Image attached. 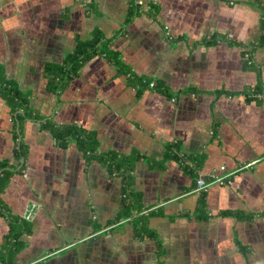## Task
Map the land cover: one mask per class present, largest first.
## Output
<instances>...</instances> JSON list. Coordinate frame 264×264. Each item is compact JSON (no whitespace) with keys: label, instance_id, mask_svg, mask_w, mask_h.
<instances>
[{"label":"crops","instance_id":"0c3cea01","mask_svg":"<svg viewBox=\"0 0 264 264\" xmlns=\"http://www.w3.org/2000/svg\"><path fill=\"white\" fill-rule=\"evenodd\" d=\"M142 1L0 0V65L31 107L94 130L103 153L139 157L129 198L120 175L87 163L75 142L58 146L40 121H17L0 97V161L16 170L1 197L31 228L9 241L0 214V264H264V100L243 94L264 86V44L253 46L264 0ZM95 29L144 82L98 55L62 93L49 90L45 64ZM173 143L179 160L166 156ZM215 171L231 183L196 192Z\"/></svg>","mask_w":264,"mask_h":264},{"label":"trees","instance_id":"16d2710c","mask_svg":"<svg viewBox=\"0 0 264 264\" xmlns=\"http://www.w3.org/2000/svg\"><path fill=\"white\" fill-rule=\"evenodd\" d=\"M130 1L133 6H135L137 9H140L141 6L138 5L137 0ZM153 9L154 6L150 5L149 11H152ZM112 40V38H107L104 36V34L99 29H95L93 31L92 37L89 39L78 37L75 49L65 56L62 63L49 62L45 64L44 72L47 78V87L49 90L58 94L62 93L67 88L69 83L80 74L83 66L98 55L105 57L108 61L117 65L119 72L129 76L131 84L144 82L143 79H138L128 69V67L120 58L119 52L111 47ZM215 41L219 42L221 39ZM263 44L264 33L260 40L255 42L253 46L259 47ZM146 83L150 85L151 82H147L146 80ZM154 83L155 88L162 89V85L160 83ZM263 92V85H255L245 89L243 94L246 96V99L250 100L257 99L256 96L251 94L255 95ZM0 97L6 100L7 105L11 108V112L17 121H20L22 117L40 121L41 128L50 130L52 132L58 146L64 148L67 147L71 142H75L78 146V149L85 156L87 163L99 161L108 168L111 175H120L123 179L125 193H127L126 196L128 195L127 197L132 198V189H129L128 186L131 182L130 179L134 169V162H136V160L139 158L137 154L122 155L114 151L103 153L99 149V139L97 137V133L94 130L86 129L77 124L59 125L50 119L43 120L38 112H36L31 107L29 94L24 92L14 79L7 77L5 69L2 65H0ZM257 100L262 101L260 99ZM18 132L15 134L17 142L21 136L20 132ZM178 152L179 144L173 143L167 147L166 156L167 158H175L179 160L177 155ZM26 154V145L20 141L17 144L15 155L19 161H22L26 157ZM14 171L16 170L12 169V166H10V162L8 160L0 161V214L6 215L10 220L11 226L7 236L9 241H16V237L23 234V232H29L31 230V228L27 226V221L21 219L19 216L13 215L11 212H9V210H7L6 205L1 197L2 193L8 186ZM129 198L123 200V203H125L126 207H128V204L130 203ZM203 205L201 206V209L203 208ZM126 214L128 213L126 212ZM12 249L15 253L18 250V246H16L15 243L8 244L6 251H10Z\"/></svg>","mask_w":264,"mask_h":264},{"label":"built area","instance_id":"2783aa9c","mask_svg":"<svg viewBox=\"0 0 264 264\" xmlns=\"http://www.w3.org/2000/svg\"><path fill=\"white\" fill-rule=\"evenodd\" d=\"M138 5H143L142 0H137ZM148 9H150V5L147 6ZM167 28V27H166ZM166 36L168 38H171V35L169 33V30L167 28ZM155 83L151 82L150 87H154ZM253 96H256L257 99L264 100V92L263 93H258V94H251ZM246 98V96L244 95ZM250 165V164H249ZM248 166V165H247ZM221 169H224V166L221 167ZM229 175H221L219 172H211L208 177L206 176H200L197 179V187L195 189L196 192L200 193L201 191L205 190L212 182H217V183H231V180L229 179Z\"/></svg>","mask_w":264,"mask_h":264},{"label":"water","instance_id":"95a60500","mask_svg":"<svg viewBox=\"0 0 264 264\" xmlns=\"http://www.w3.org/2000/svg\"><path fill=\"white\" fill-rule=\"evenodd\" d=\"M38 208H39V205L37 203L30 201L28 203V207H27L26 213L24 215V218L26 220H29V221L33 220Z\"/></svg>","mask_w":264,"mask_h":264}]
</instances>
